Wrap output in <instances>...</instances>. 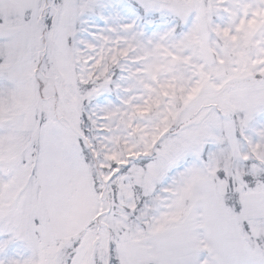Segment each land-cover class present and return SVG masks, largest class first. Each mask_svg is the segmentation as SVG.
<instances>
[{
  "label": "snow or ice",
  "instance_id": "1",
  "mask_svg": "<svg viewBox=\"0 0 264 264\" xmlns=\"http://www.w3.org/2000/svg\"><path fill=\"white\" fill-rule=\"evenodd\" d=\"M0 264H264V0H0Z\"/></svg>",
  "mask_w": 264,
  "mask_h": 264
}]
</instances>
